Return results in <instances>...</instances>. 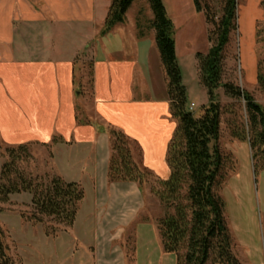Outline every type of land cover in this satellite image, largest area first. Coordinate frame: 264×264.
Here are the masks:
<instances>
[{"label":"crops","instance_id":"obj_1","mask_svg":"<svg viewBox=\"0 0 264 264\" xmlns=\"http://www.w3.org/2000/svg\"><path fill=\"white\" fill-rule=\"evenodd\" d=\"M246 1L244 44L251 51L264 8L262 0ZM111 5L112 0H0V144L52 147L54 175L83 187L72 227L84 247L72 251L78 264H165L171 254L164 252L158 216H146V190L109 181L106 129L122 131L142 166L166 180L179 121L172 117L149 1L135 0L124 22L101 35ZM256 74L250 83L256 84ZM51 253L60 264L69 262L67 249L55 246Z\"/></svg>","mask_w":264,"mask_h":264},{"label":"trees","instance_id":"obj_2","mask_svg":"<svg viewBox=\"0 0 264 264\" xmlns=\"http://www.w3.org/2000/svg\"><path fill=\"white\" fill-rule=\"evenodd\" d=\"M135 0H112L101 35H106L125 15ZM154 13L153 26L161 63L168 81L172 117L179 121L169 145L167 162L170 175L157 178L151 192L158 198L163 216L156 221L165 253L176 256V264H243L234 252L235 244L228 227L225 201L221 195L228 173L236 171L237 163L221 150L222 107L215 94L224 88L237 103L243 102L246 117L229 129L232 139L249 142L255 170L259 157L264 159V108L253 96L231 84L222 85L224 53L237 30V0H226L223 15L217 25V41L207 55L197 54L201 62V83L207 90L209 103L200 116L187 109V89L178 66L174 27L163 0H148ZM200 8L199 0H195ZM264 7V0L261 2ZM264 60L258 64V87L264 94ZM111 141L108 178L112 183L133 182L141 187L149 183L153 174L135 161L131 140L119 130L106 129ZM27 145L8 147V161L0 176V203H8L12 195L32 196L35 224L49 223L71 229L85 198L83 187L66 182L58 176L28 178L18 169V162L29 157ZM46 235L57 237L55 229ZM0 229V264H13ZM134 248H132V252Z\"/></svg>","mask_w":264,"mask_h":264},{"label":"rangeland","instance_id":"obj_3","mask_svg":"<svg viewBox=\"0 0 264 264\" xmlns=\"http://www.w3.org/2000/svg\"><path fill=\"white\" fill-rule=\"evenodd\" d=\"M168 17L173 23L174 39L178 52V66L183 77V86L187 89V109L194 105L193 114L200 116L206 101L207 90L201 83V62L197 54L205 57L217 41V25L223 15L226 0H163ZM237 30L231 35V41L224 53L222 62V85L231 84L250 93L254 101L264 108V94L256 84L250 83L249 76L256 71L264 60V19L259 22L256 32V45L246 51L245 32L247 17L246 0H237ZM256 3V1L254 2ZM253 3V4H254ZM251 3L250 6H253ZM264 8V7H263ZM253 15L255 10L252 8ZM85 82L87 91L90 85V62L86 60ZM264 68V64H263ZM158 82V86H159ZM223 113L221 117V150L230 154L237 163L236 171L228 173L222 189L225 201L226 217L235 248L234 252L243 264H264V159L259 157V169L255 170L249 142L240 143L230 137L229 129L233 123L240 124L246 117L243 102L237 103L228 96L224 88L215 92ZM205 105V106H204ZM135 161L141 166L140 153L132 146ZM135 150V151H134ZM52 147L28 146L25 151L29 157L22 158L18 169L28 178L54 177L51 157ZM7 148L0 144V176L3 165L8 161ZM143 189L148 193L146 216H163V208L158 198L151 192L157 186V177L148 180ZM32 196L27 193L12 195L8 203H0V229L4 234V244L13 264H60L52 256V247L69 251L67 264H78L72 251L84 248L77 240L73 228L54 224H35L30 221L33 214ZM90 200L88 196L87 201ZM158 220V219H157ZM55 229L57 237H49L46 231ZM66 233V234H64ZM60 238V239H58ZM58 239L57 241H54ZM156 253L151 252V258ZM142 261V256L140 258ZM165 264H176V256L169 255Z\"/></svg>","mask_w":264,"mask_h":264},{"label":"built area","instance_id":"obj_4","mask_svg":"<svg viewBox=\"0 0 264 264\" xmlns=\"http://www.w3.org/2000/svg\"><path fill=\"white\" fill-rule=\"evenodd\" d=\"M194 109V105H191V107L189 108V111L193 112Z\"/></svg>","mask_w":264,"mask_h":264}]
</instances>
